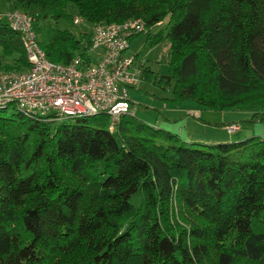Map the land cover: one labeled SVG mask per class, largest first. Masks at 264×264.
<instances>
[{
    "label": "trees",
    "instance_id": "16d2710c",
    "mask_svg": "<svg viewBox=\"0 0 264 264\" xmlns=\"http://www.w3.org/2000/svg\"><path fill=\"white\" fill-rule=\"evenodd\" d=\"M8 1L59 63L85 58L90 45V29L58 26L76 15L68 5L89 24L140 17L152 46L169 41L167 73L143 70L169 89L164 103L264 122V0ZM0 52L11 58L0 71L28 65L4 22ZM9 108L0 113V264H264L263 137L203 143L133 113L110 131L104 112L53 121L0 111Z\"/></svg>",
    "mask_w": 264,
    "mask_h": 264
},
{
    "label": "built area",
    "instance_id": "2783aa9c",
    "mask_svg": "<svg viewBox=\"0 0 264 264\" xmlns=\"http://www.w3.org/2000/svg\"><path fill=\"white\" fill-rule=\"evenodd\" d=\"M73 21L84 19L75 15ZM0 22L20 34L28 62L21 70L0 71V107L53 121L104 112L110 131L121 115L133 113L129 93L138 88L145 65L128 48L131 37L147 31L142 18L92 24L87 56L75 54L67 63L47 58L26 12H0ZM237 128L235 122L226 125L228 133Z\"/></svg>",
    "mask_w": 264,
    "mask_h": 264
},
{
    "label": "rangeland",
    "instance_id": "374dc122",
    "mask_svg": "<svg viewBox=\"0 0 264 264\" xmlns=\"http://www.w3.org/2000/svg\"><path fill=\"white\" fill-rule=\"evenodd\" d=\"M7 7H10L9 1L0 0V12L6 11L5 9H7ZM67 10L71 14H76V16H79L76 13L74 6L68 5ZM91 25L92 24L87 23L85 20L81 23H75L73 21V18L72 23L69 20L63 19L59 20L58 22V26L60 28H70L76 35H78L81 31L90 29ZM166 28V21H163L162 23H158L152 26L151 32L154 33L159 29L166 30ZM168 48V38H164L162 41L152 46L150 42L146 40V33H140L130 39L128 52L135 54L138 60H143L145 67L148 66L154 72V74L158 76L160 74L167 73ZM0 58L3 62L11 61L10 57L2 56L1 52ZM169 93V89H161L156 86L154 82L146 81L144 78H142V80L138 84V88L132 89L129 93L132 102L133 114H135L136 117L142 119L146 123L166 127L170 130L175 131L177 126H174L172 122L164 125V123L166 122H164L162 119V115H168L170 113L166 111L169 103L167 104V106H165L166 103L161 100V97L168 96ZM177 105H179L182 109H187L186 111L192 114L194 113V111H192L191 109H196L195 113L198 115V117L202 120L208 121L209 123H217V121L223 122L220 121L223 119L221 118L223 114H225V116H238V119H240V121H238L239 123L234 121L238 128L237 130H235V132H233V140H240L250 136H260L264 138V122H246L245 119L250 116L249 112L206 110L198 108L194 104L187 102ZM0 113L9 116L11 115L12 110L11 108H9L0 111ZM224 127L226 128V125ZM138 199V196H135L133 198V202L135 205H137Z\"/></svg>",
    "mask_w": 264,
    "mask_h": 264
},
{
    "label": "crops",
    "instance_id": "0c3cea01",
    "mask_svg": "<svg viewBox=\"0 0 264 264\" xmlns=\"http://www.w3.org/2000/svg\"><path fill=\"white\" fill-rule=\"evenodd\" d=\"M8 9H10V7H7V9L5 10ZM167 104L168 103H166L165 106H167ZM186 110L187 109L180 108V106L177 105V103L168 104L166 111L170 114L168 115L165 114L167 120L164 121L166 122L164 123V125L172 122L174 126H177L175 132H177L186 141L216 143V142H223L233 139L232 138L233 133L232 134L228 133V131L224 126L217 127L208 123L201 122L198 119H196V117H198V115L195 113L196 109H191L192 111H194L193 114L188 113ZM221 118L223 119L220 121H227V122L240 121V119H238V116H225V114H223ZM240 118H244V117H240Z\"/></svg>",
    "mask_w": 264,
    "mask_h": 264
}]
</instances>
